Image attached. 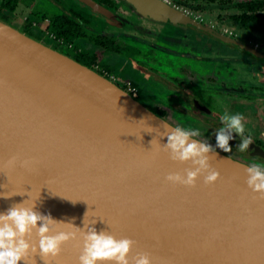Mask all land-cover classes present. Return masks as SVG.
Wrapping results in <instances>:
<instances>
[{
	"label": "water",
	"instance_id": "1",
	"mask_svg": "<svg viewBox=\"0 0 264 264\" xmlns=\"http://www.w3.org/2000/svg\"><path fill=\"white\" fill-rule=\"evenodd\" d=\"M73 1L123 26L95 0ZM124 1L134 13L259 55L165 0ZM163 124L176 127L116 82L0 16V213L32 198L41 214L84 228L88 212L86 220L96 221L89 227L134 240L131 256L149 253L153 264H264V198L247 185L251 164L216 149L214 184L206 185L203 175L192 188L168 183V174L193 166L156 147L158 140L167 143L159 134ZM233 136L231 148L264 161V148L252 140L241 152V139ZM29 242L38 246V237ZM79 255L77 241H70L49 264H79ZM27 264L46 262L37 252Z\"/></svg>",
	"mask_w": 264,
	"mask_h": 264
},
{
	"label": "flooded vegetation",
	"instance_id": "2",
	"mask_svg": "<svg viewBox=\"0 0 264 264\" xmlns=\"http://www.w3.org/2000/svg\"><path fill=\"white\" fill-rule=\"evenodd\" d=\"M101 6L109 9L111 13L117 14L123 19V26L109 25L102 19L89 13L87 8L73 0H0V16L15 22L19 29L45 43L53 49L59 50L80 60L88 57L89 67L103 74L110 80L125 88L144 104H151L155 112L172 122L176 126L199 129L198 139L216 146L215 132L221 124L220 115L215 109L209 107L207 100L202 95V87L198 90H186V86H195L201 81L203 84H212L220 89L219 97L227 107L233 105L241 106V109L232 111V114L240 113L244 116L245 136H251L252 140L264 148V8L258 13L259 17L252 16L253 12L241 8V4L249 3L250 0H229L227 8L217 7L213 0H196V11L218 10L221 12L236 10L235 14L229 16L234 23L235 30H218L211 25L209 14L206 17L195 16L196 21L203 26L213 28L233 42L247 47L249 51L259 55L251 54L231 43L223 42L203 32L181 24H175L164 20L168 27L182 29V35L178 38L176 51L157 50L155 44L148 40L139 38L138 41L125 42L119 34L106 31L108 28L139 30L140 25L135 19H141L146 24L158 26V21L149 19L142 13H132L131 9L123 0H95ZM124 2V11L120 10L119 3ZM169 2L168 0H165ZM228 2V1H226ZM25 4L28 12L25 16L20 15V5ZM170 4V3H169ZM171 6L183 10L173 4ZM189 12V11H188ZM125 13H130L127 16ZM161 20V21H162ZM60 23L68 26L69 33H62ZM162 25V24H160ZM163 26V25H162ZM165 27V26H163ZM110 33V34H109ZM116 37L117 44H122L128 49L122 48L118 51L110 46L99 43L97 36ZM82 40L91 46L85 47ZM153 45L156 51H160L165 57V68L159 64L158 54L150 49ZM152 47V46H151ZM153 47V48H154ZM97 48L99 50H97ZM132 49L131 52L129 50ZM113 53V58L125 56L128 62L117 60L113 65L108 64L107 55ZM226 60L228 69H215L211 73L201 74L196 70L195 62L198 59ZM134 62V68L129 64ZM119 68V73L114 70ZM170 67V68H168ZM168 68V69H167ZM173 78L164 79L166 72ZM218 78V79H217ZM203 87H207L204 85ZM148 89V91L146 90ZM201 92V93H200ZM151 108V109H152ZM152 109V110H153ZM233 143V141H230ZM234 144V143H233ZM238 146V144H236ZM222 152L223 150L216 148ZM227 155L245 161L249 164L260 161L244 155L232 148V152H224Z\"/></svg>",
	"mask_w": 264,
	"mask_h": 264
},
{
	"label": "clouds",
	"instance_id": "3",
	"mask_svg": "<svg viewBox=\"0 0 264 264\" xmlns=\"http://www.w3.org/2000/svg\"><path fill=\"white\" fill-rule=\"evenodd\" d=\"M220 120L223 126L215 132V147L195 139L200 136L199 129L181 126L169 128L166 124L161 126L164 131L159 132L160 137L166 136L167 143L161 146L158 140L156 147L167 152L173 161L181 163L191 161L193 166L185 170L186 174L179 172L168 174L166 176L168 183L192 188L196 187L197 180L203 175L206 185L214 184L220 178V172L212 167L210 154H215L216 148L224 152H232L229 141L235 138L233 133L238 134L241 139L239 151L244 152L249 148L252 138L245 136L246 129L242 114L225 112ZM151 129L154 128L148 127L147 132H153ZM156 141L157 139L152 141L153 146ZM16 159L15 156L12 157L8 161L9 165H14ZM29 163L25 160L21 166L27 167ZM245 171L248 187L264 198V165L253 163ZM27 195L30 196L28 193ZM31 200L32 198L25 200L10 207L5 213H0V264H20L21 261L27 264L28 257L37 252L46 264H49L50 259L58 257L63 246L70 241H77L80 248L79 264H153L149 253L139 252L131 256L136 243L134 240L117 239L109 231L98 232L95 227H89L96 221L86 220L88 212L84 217V228H79L72 223L57 221L50 214H41L35 210L36 202L29 203ZM61 224L70 225L75 230L54 231V228ZM33 235L38 237V246L35 242H29Z\"/></svg>",
	"mask_w": 264,
	"mask_h": 264
},
{
	"label": "rangeland",
	"instance_id": "4",
	"mask_svg": "<svg viewBox=\"0 0 264 264\" xmlns=\"http://www.w3.org/2000/svg\"><path fill=\"white\" fill-rule=\"evenodd\" d=\"M122 1H120V2H122ZM168 1H169L168 3L173 4L177 7L180 6L179 8L189 11L190 14L195 15L196 17L197 16L206 17L205 15L209 14V18H210L209 24L215 25L216 28H218V30L223 31L224 29H229V30L236 31L235 27L233 26L234 25L233 21L229 20V16L231 14H235L236 10L227 11V12H221L218 10H213V11H210V13H209L208 11L202 12V11H196L195 10V6L196 5L200 6V4H201L200 2H197L196 0H168ZM119 5H120V10L124 11V8H123L124 2L119 3ZM20 10H21L20 15L25 16V12H28L29 9L25 4H22V6L20 5ZM132 13H134V12L132 11ZM125 14H127V16L131 15L130 13H125ZM135 20L140 23V25L139 24L136 25V26H138V29H139L138 31L134 30V28L121 29L120 31H118L115 28H109V29L107 28L106 31L112 32L114 30L115 33H113V34H116V35L119 34L121 37H123V40L125 42H128L130 40L138 41L139 38L146 39L151 44H155L158 47L157 50L160 49V51L167 50L169 48L171 50L176 51L178 45H180V44H178L177 41H178V38L183 36L182 35V29H180V28L173 29L174 27H168L163 23L164 20H162V19L156 20V21H158L157 22L158 26L152 25L153 23H149V22H147L148 24H146V22L144 20H141V19L140 20L135 19ZM11 23L14 24L19 29V27L15 24V22H11ZM160 24H162L165 27H163ZM81 44L83 46L85 45V47L92 45V44L90 45L89 43L87 44L85 42V40H82ZM151 46H149V48L155 50V47L153 45H151ZM132 49L133 48H131L129 50V52H131ZM97 50H99V49L97 48ZM160 51L155 50L153 53L156 52L155 54H158L159 64L162 65L163 68H165V66H167L164 64L166 62L165 57H163L161 55L163 53H161ZM112 57H114L112 52L107 55V60H108L107 62L109 65H113L114 62L117 60H122V61L128 62V59L123 55L118 56L117 58H113V59H112ZM129 64L131 65L132 68H134V65H137L136 63H134L132 61ZM194 64L196 65V70L201 74L211 73L215 69H217V70L220 69L222 71V70L228 69V67H230L229 63L224 59L219 60V61H217V60L211 61V59H209V58H208V60L207 59H198V61L195 62ZM168 68H170V67H168ZM114 70H116L119 73L118 67H116ZM168 74H171V73H168ZM168 74L166 72V77L164 76V79L171 80L169 78H173V77H171ZM204 85H206L207 87H203ZM199 87H202L201 88L202 89V95L207 100L209 107L215 109L216 113H218L220 116L223 115L225 112L232 114L231 113L232 111L241 109V106H237V105H233L230 108L225 106L219 97L220 89L217 86H214L210 83L203 84V82L199 81V82H197V84L195 86H189L188 85L185 87V89L192 91L195 88L198 90ZM146 90L148 91V89H146ZM147 106L152 108L151 104H147ZM153 111H155V110L153 109Z\"/></svg>",
	"mask_w": 264,
	"mask_h": 264
},
{
	"label": "trees",
	"instance_id": "5",
	"mask_svg": "<svg viewBox=\"0 0 264 264\" xmlns=\"http://www.w3.org/2000/svg\"><path fill=\"white\" fill-rule=\"evenodd\" d=\"M213 1H216V5L217 7H220L221 9H225L228 7V5L231 3L229 2V0H213ZM228 1V2H226ZM231 1V0H230ZM249 3H244V4H241L239 6H241V8L243 10H250L251 12H253L252 16L254 17H259V14L258 11L261 9V8H264V0H250L248 1ZM3 18V17H2ZM61 27H62V33H69L68 31V26L64 23H60ZM98 37V40H99V43H101L102 45L106 44L108 46H110V48L112 49H115V50H118L119 52L122 51L121 49L122 48H125V49H128L127 47L123 46L122 44H117V42L115 41L116 37H113V36H97ZM83 64H86L88 65L89 62H90V59L88 57H81L80 60Z\"/></svg>",
	"mask_w": 264,
	"mask_h": 264
},
{
	"label": "built area",
	"instance_id": "6",
	"mask_svg": "<svg viewBox=\"0 0 264 264\" xmlns=\"http://www.w3.org/2000/svg\"><path fill=\"white\" fill-rule=\"evenodd\" d=\"M133 95V94H132ZM134 96V95H133Z\"/></svg>",
	"mask_w": 264,
	"mask_h": 264
}]
</instances>
